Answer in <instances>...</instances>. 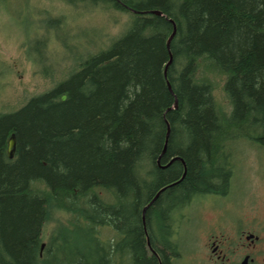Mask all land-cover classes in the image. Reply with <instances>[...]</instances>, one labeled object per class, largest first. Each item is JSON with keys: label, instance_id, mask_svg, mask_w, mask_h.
<instances>
[{"label": "trees", "instance_id": "16d2710c", "mask_svg": "<svg viewBox=\"0 0 264 264\" xmlns=\"http://www.w3.org/2000/svg\"><path fill=\"white\" fill-rule=\"evenodd\" d=\"M54 1L128 21L0 112V264H176L185 211L232 190L234 143L264 145V0ZM9 6L28 58L54 71L45 60L76 27L29 0Z\"/></svg>", "mask_w": 264, "mask_h": 264}, {"label": "rangeland", "instance_id": "374dc122", "mask_svg": "<svg viewBox=\"0 0 264 264\" xmlns=\"http://www.w3.org/2000/svg\"><path fill=\"white\" fill-rule=\"evenodd\" d=\"M29 3L34 4L35 9L49 8L56 15L65 14L66 20L70 19L65 27H76V30L74 35L66 36L63 32L70 47L64 49L63 45H57L59 49L56 55L48 58L45 57L47 53H44L47 64L54 66L60 63L54 71L53 67L43 71L46 74L50 72V78H47L28 58L26 36L16 25L17 13L11 11L20 7L15 3L13 9L10 6L0 9V112L22 106L30 97L52 88L53 80L63 78L74 60L97 53L104 29L107 37L116 36L128 21L126 15L109 8L103 13L97 7H71L62 1L29 0ZM72 36L74 38H68ZM222 84L219 81L218 94L221 101H225ZM234 153L236 171L231 192L227 196L205 197L188 208L183 219L179 220V239L186 246L182 248L183 256L178 258L176 264H202L190 252L209 230H215L217 234L222 226L226 227V219L257 215L264 220V145L239 140L234 143ZM52 225L49 223L48 227Z\"/></svg>", "mask_w": 264, "mask_h": 264}, {"label": "flooded vegetation", "instance_id": "af4514ba", "mask_svg": "<svg viewBox=\"0 0 264 264\" xmlns=\"http://www.w3.org/2000/svg\"><path fill=\"white\" fill-rule=\"evenodd\" d=\"M226 222L227 226H222L217 234L215 230H209L205 238L193 247L190 253L199 259V263L264 264L263 218L248 215L226 219ZM185 246L182 243V247Z\"/></svg>", "mask_w": 264, "mask_h": 264}, {"label": "water", "instance_id": "95a60500", "mask_svg": "<svg viewBox=\"0 0 264 264\" xmlns=\"http://www.w3.org/2000/svg\"><path fill=\"white\" fill-rule=\"evenodd\" d=\"M153 13H156V14H158V15H163L161 12H159V11H152ZM175 33H176V29H174V32H173V34L170 36V38H169V41H168V46H170V42H171V40H172V38L174 37V35H175ZM172 62V56H171V59H170V61H169V63H168V65H170V63ZM168 65H167V67H166V71H165V74L167 73V68H168ZM66 99V96L64 95L63 96V100H65ZM177 107V101L175 102V105H174V108H176ZM16 147H17V139H16V135H15V133H13L11 136H10V138H9V140H8V149H7V152H8V156H9V158H13L14 156H15V153H16ZM165 150H166V146H165V149H164V152H165ZM174 161V159L170 162V163H172ZM169 163V164H170ZM168 164V165H169ZM163 168H165V167H167V165H165V166H162ZM163 190V189H162ZM161 190V191H162ZM160 191V192H161ZM159 192V193H160ZM159 193L156 195V197L151 201V203L158 197V195H159ZM150 203V204H151ZM149 204V205H150ZM148 206V205H147ZM147 206L144 208V210H143V217H144V215H145V211H146V209H147Z\"/></svg>", "mask_w": 264, "mask_h": 264}]
</instances>
